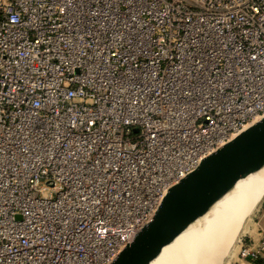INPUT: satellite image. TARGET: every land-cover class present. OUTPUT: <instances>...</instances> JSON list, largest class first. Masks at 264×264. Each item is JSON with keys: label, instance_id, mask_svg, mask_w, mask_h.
Here are the masks:
<instances>
[{"label": "built area", "instance_id": "2783aa9c", "mask_svg": "<svg viewBox=\"0 0 264 264\" xmlns=\"http://www.w3.org/2000/svg\"><path fill=\"white\" fill-rule=\"evenodd\" d=\"M262 116L264 0H0V264H110Z\"/></svg>", "mask_w": 264, "mask_h": 264}, {"label": "water", "instance_id": "95a60500", "mask_svg": "<svg viewBox=\"0 0 264 264\" xmlns=\"http://www.w3.org/2000/svg\"><path fill=\"white\" fill-rule=\"evenodd\" d=\"M264 163V116L250 123L171 184L151 218L110 264H144L163 242L208 206L240 177Z\"/></svg>", "mask_w": 264, "mask_h": 264}, {"label": "bare ground", "instance_id": "6f19581e", "mask_svg": "<svg viewBox=\"0 0 264 264\" xmlns=\"http://www.w3.org/2000/svg\"><path fill=\"white\" fill-rule=\"evenodd\" d=\"M262 167H264V163L260 167L251 170L246 175L240 176L235 183L224 191L217 199H215L204 212L190 220L175 234L169 236L163 242L159 251L147 259L144 264H182L179 259L183 258L188 261L191 259V255H189V247L194 248L195 252L201 253L202 248H204L207 244L217 243L223 233L228 230H232L229 238V240H231V237L235 235L233 233H235L241 226L246 214L251 211H248L249 208L247 209V207L249 206H246L245 203H238L239 200L237 197L240 192L246 189L247 191H252L253 193L258 191L260 194V187H263L262 189L264 194V178L262 182H258L259 180L254 178L252 182H245L247 180L249 181V178L255 176ZM246 177L248 178L245 179ZM243 179L245 180L241 182ZM250 196L253 195H249V198H251ZM259 196L261 198V195ZM248 200H246L247 204ZM219 201H223V205L218 207V211L226 208V212H224L220 218H218V214L212 216L211 221L204 218L203 216Z\"/></svg>", "mask_w": 264, "mask_h": 264}, {"label": "rangeland", "instance_id": "374dc122", "mask_svg": "<svg viewBox=\"0 0 264 264\" xmlns=\"http://www.w3.org/2000/svg\"><path fill=\"white\" fill-rule=\"evenodd\" d=\"M247 178L248 177H246L245 179ZM253 178L256 180L258 179V182H262L264 178V167H262L255 176L249 178V181L247 180L245 182H252L254 180ZM245 179H243L241 182H243ZM262 188L263 187H260V194L258 191L256 193H253L252 191L249 192L245 189L241 191L239 196L237 197L239 200L238 203H245L246 206H249L247 207V209L249 208L248 211H251L246 214V217L243 219L241 226L235 233H233L235 235L231 237V240H229V238L231 236L232 230H228L227 232L223 233L217 243L207 244L204 248H202L201 253H197L195 252L194 248L189 247V255H191V259L188 261L181 258L179 259V261L182 264H249V261L243 260L238 254L240 244L239 239L243 237H245L246 239L256 238L260 229L264 228V194ZM249 195L253 196H250L251 198H249ZM259 195H261V198ZM246 200H248L249 205L247 204ZM223 201H219L203 217L211 221V217L218 214V218H220V216L224 214V212H226V208L218 211V207H221L223 205Z\"/></svg>", "mask_w": 264, "mask_h": 264}, {"label": "crops", "instance_id": "0c3cea01", "mask_svg": "<svg viewBox=\"0 0 264 264\" xmlns=\"http://www.w3.org/2000/svg\"><path fill=\"white\" fill-rule=\"evenodd\" d=\"M249 264H252V263H249Z\"/></svg>", "mask_w": 264, "mask_h": 264}]
</instances>
